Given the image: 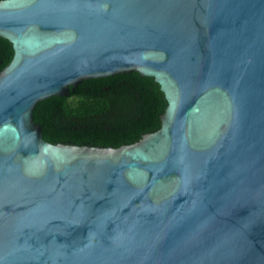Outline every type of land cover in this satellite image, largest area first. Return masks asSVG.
Returning <instances> with one entry per match:
<instances>
[{"label":"water","instance_id":"95a60500","mask_svg":"<svg viewBox=\"0 0 264 264\" xmlns=\"http://www.w3.org/2000/svg\"><path fill=\"white\" fill-rule=\"evenodd\" d=\"M0 264H264V0H3ZM140 72L160 128L51 144L32 111Z\"/></svg>","mask_w":264,"mask_h":264},{"label":"trees","instance_id":"16d2710c","mask_svg":"<svg viewBox=\"0 0 264 264\" xmlns=\"http://www.w3.org/2000/svg\"><path fill=\"white\" fill-rule=\"evenodd\" d=\"M13 56L11 44L0 38V73ZM164 96L154 78L127 72L83 80L69 96L40 101L32 117L48 143L119 148L160 128Z\"/></svg>","mask_w":264,"mask_h":264}]
</instances>
